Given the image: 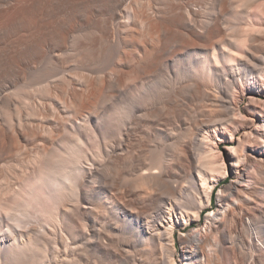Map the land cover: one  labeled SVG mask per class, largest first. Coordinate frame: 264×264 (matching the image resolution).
<instances>
[{
  "label": "bare ground",
  "instance_id": "1",
  "mask_svg": "<svg viewBox=\"0 0 264 264\" xmlns=\"http://www.w3.org/2000/svg\"><path fill=\"white\" fill-rule=\"evenodd\" d=\"M92 257L264 264V0H0V264Z\"/></svg>",
  "mask_w": 264,
  "mask_h": 264
},
{
  "label": "rangeland",
  "instance_id": "2",
  "mask_svg": "<svg viewBox=\"0 0 264 264\" xmlns=\"http://www.w3.org/2000/svg\"><path fill=\"white\" fill-rule=\"evenodd\" d=\"M227 143H225L223 146H225V147H232V145H228ZM221 185V187H223L224 186V184H225V182H221L220 183ZM218 193V186H216L214 189H213V192H212V195H214V198H213V203H212V205L210 206V207H207L206 209H204V211H203V213H202V216H201V219H200V223H196V222H193L189 227H187V231H189V230H191V229H194L195 227H199V226H203L204 225V223H205V218H204V216L205 215H207L208 213H211V212H213L214 211V208L216 207V194ZM91 262H93L94 264H95V262H96V264H97V259L95 258V257H92L91 259H90V263ZM93 263H91V264H93Z\"/></svg>",
  "mask_w": 264,
  "mask_h": 264
}]
</instances>
